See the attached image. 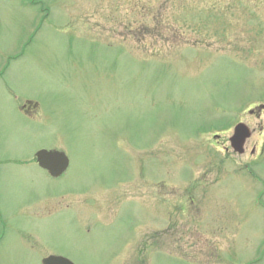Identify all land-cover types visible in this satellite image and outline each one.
<instances>
[{
  "label": "rangeland",
  "instance_id": "1",
  "mask_svg": "<svg viewBox=\"0 0 264 264\" xmlns=\"http://www.w3.org/2000/svg\"><path fill=\"white\" fill-rule=\"evenodd\" d=\"M259 104L264 0H0V264H264Z\"/></svg>",
  "mask_w": 264,
  "mask_h": 264
},
{
  "label": "water",
  "instance_id": "2",
  "mask_svg": "<svg viewBox=\"0 0 264 264\" xmlns=\"http://www.w3.org/2000/svg\"><path fill=\"white\" fill-rule=\"evenodd\" d=\"M249 135V130L245 129L242 125H237L236 127V133L234 136L231 137V140H233V146L239 150L242 151V145L243 141L246 136ZM37 158L39 160V163L43 165L44 167H47L49 171L57 175L60 173L67 164V157L64 155L63 152H59L56 150H46L41 149L37 151ZM45 264H73L68 259L63 257H54L50 256L44 260Z\"/></svg>",
  "mask_w": 264,
  "mask_h": 264
},
{
  "label": "flooded vegetation",
  "instance_id": "3",
  "mask_svg": "<svg viewBox=\"0 0 264 264\" xmlns=\"http://www.w3.org/2000/svg\"><path fill=\"white\" fill-rule=\"evenodd\" d=\"M263 109H264V107L262 106V110H263ZM253 111H254V110H253ZM253 111H252V112H253ZM51 253H54V252H51Z\"/></svg>",
  "mask_w": 264,
  "mask_h": 264
}]
</instances>
